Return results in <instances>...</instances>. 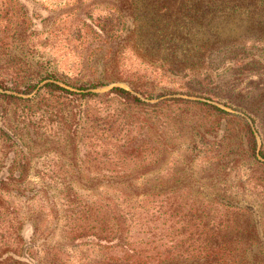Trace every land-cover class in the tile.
Masks as SVG:
<instances>
[{
	"label": "rangeland",
	"instance_id": "rangeland-1",
	"mask_svg": "<svg viewBox=\"0 0 264 264\" xmlns=\"http://www.w3.org/2000/svg\"><path fill=\"white\" fill-rule=\"evenodd\" d=\"M195 1L0 0V182L20 259L264 264V2Z\"/></svg>",
	"mask_w": 264,
	"mask_h": 264
},
{
	"label": "trees",
	"instance_id": "trees-1",
	"mask_svg": "<svg viewBox=\"0 0 264 264\" xmlns=\"http://www.w3.org/2000/svg\"><path fill=\"white\" fill-rule=\"evenodd\" d=\"M217 0H196L195 3L197 4H203L207 5L209 2H216ZM232 1V0H230ZM240 4H256L257 1L264 0H238ZM222 5L226 4V0H221ZM117 17L119 23H121L123 15L114 13L111 18L109 19L111 22ZM120 30L119 24H111L110 25V31H117ZM2 86L3 83H0ZM104 84H92L90 87H79L81 89H88V88H97L98 86H103ZM44 87L48 88L51 92H64V93H70V94H79L82 96H91V95H97V92L94 91H86L82 93H77L74 91H71L70 89H67L63 85L56 83L54 81H48L44 84ZM36 89L35 85L28 84L25 86V89H19V92L24 94H32L34 90ZM110 92L115 93L118 97L125 99L126 101H131L134 103H143L144 101L133 91L126 89L124 87L115 86L110 89ZM2 95H5L9 99L16 96H13V94L10 93H2ZM23 97H18V99H22ZM216 109L220 110L221 112L227 113L224 109L214 106ZM5 114V112H4ZM251 131V129H250ZM1 132L4 135H1L2 137L6 138L7 140L11 141L12 143H15L13 135H11L8 131L5 129H1ZM249 143L250 147L255 152L257 150V139L254 133L251 131V135L249 137ZM261 154L264 156V151H261ZM17 178V177H16ZM7 183L6 180H2L0 182V264H31L29 262H25L22 258L20 259L21 254H18L21 252L22 247L24 246L23 237L19 232L20 227L18 226V217L15 216V209L14 207H10V202L8 195L10 190L6 187ZM6 188V189H5ZM10 204V205H9ZM136 210V207H134ZM167 210H162L159 208H154L153 210V216L152 217V223L148 224L147 226L150 227L149 232H152L154 242H156V248L160 247L161 245H167L169 236L167 223L169 221ZM9 217L10 219H6V217ZM117 219V218H116ZM8 223V233H9V239L6 241L2 236V231L6 228V224ZM117 222L113 223V225L110 226L112 228L110 232L114 231L117 233L116 230ZM114 235L111 233L109 236V239L106 238L108 242L114 241ZM169 249V248H168ZM166 250V249H165ZM158 253H162L161 249L159 248ZM9 253V254H8ZM125 255L130 257L136 258L137 256H140L141 253H139L136 249H125ZM17 256H19L17 258ZM137 260L139 258H136Z\"/></svg>",
	"mask_w": 264,
	"mask_h": 264
}]
</instances>
